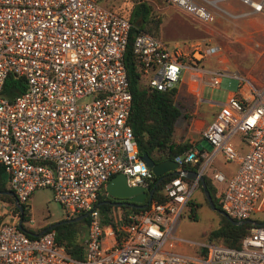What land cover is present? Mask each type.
<instances>
[{"label":"built area","instance_id":"2783aa9c","mask_svg":"<svg viewBox=\"0 0 264 264\" xmlns=\"http://www.w3.org/2000/svg\"><path fill=\"white\" fill-rule=\"evenodd\" d=\"M165 1L199 20L213 18L192 0ZM243 1L258 11L263 0ZM130 27L100 0H0V164L14 201L0 200V264H264V222L251 224L236 246L174 235L198 187L197 175H168L162 201L126 213V224L112 213L114 225L102 226L95 201L105 182L121 172L128 184L148 189L153 175L138 154L128 121L131 92L123 54ZM218 50L216 44L197 42L184 51L147 31L132 34L140 81L150 89L175 86L183 70L201 85L216 86L221 76L237 80V92L226 96L199 130L211 149L191 145L173 159L178 168L198 161L197 174L222 183L215 192L220 208L244 219L264 189V81L254 84L236 70L201 62ZM8 73L24 82L10 98L2 94ZM236 134L239 141L233 142ZM217 154L235 162L231 174L217 168L207 172ZM42 187L66 218L86 212L80 257L56 243L51 228L30 234L17 226L20 220L33 227L21 204ZM174 240L197 248L182 252Z\"/></svg>","mask_w":264,"mask_h":264},{"label":"trees","instance_id":"16d2710c","mask_svg":"<svg viewBox=\"0 0 264 264\" xmlns=\"http://www.w3.org/2000/svg\"><path fill=\"white\" fill-rule=\"evenodd\" d=\"M127 1L129 5L127 7H121V9L116 12L125 17L131 24L128 42L123 54V63L131 92V106L128 121L136 141L139 155L145 153L154 162L164 159H173L175 155L181 154L186 148L193 144L186 139L180 141H175L173 139L175 123L180 116L185 115V111L180 109L175 100L176 86L164 90L150 89L144 86L140 81L136 60L131 52L132 34L136 31H147L151 34L157 33L160 18L156 17L155 20L150 19V5L145 0ZM149 22H153L154 25L151 27ZM143 24L147 25L148 28L144 29ZM23 88L24 82L22 78L13 73H8L2 86V94L10 98ZM198 163V161L195 163H182L180 167L186 170H194L198 166ZM4 173L5 171L0 164V190L7 189ZM168 177L169 176H165L156 183L151 199L147 205L162 201L163 194L161 189L164 181ZM203 177L205 188L210 194L213 204L217 208H220L217 196L215 195L216 188L214 184L206 175ZM156 180L157 176L152 175L151 180L148 182V187L150 188ZM198 187L202 191L200 183ZM203 197L206 201L204 194ZM0 200L9 203L14 202L11 195L4 193H0ZM115 203L116 202L112 201L106 194L97 193L95 204L99 208L102 226L107 224L114 225L110 214L114 206H119L122 209L121 212L117 214L116 220L117 222L121 221L123 224H126L128 221L126 213H135L142 209V207L130 205L125 202L124 199L118 204ZM21 206L23 212H25V205L22 203ZM214 211L219 217V224L210 229L207 236L213 241L222 242L228 246H236L239 239L248 232L251 223L244 222L233 224L218 211ZM45 227L47 226H42L40 229ZM51 229L54 231L55 242L62 245L68 254L74 257H80L82 255V239L86 229V217H82L75 221L60 222L51 227Z\"/></svg>","mask_w":264,"mask_h":264},{"label":"rangeland","instance_id":"374dc122","mask_svg":"<svg viewBox=\"0 0 264 264\" xmlns=\"http://www.w3.org/2000/svg\"><path fill=\"white\" fill-rule=\"evenodd\" d=\"M149 1L150 5V15L151 20H155L156 17L160 18V22L162 23V27L160 26V38L164 41L167 40L169 44H183L180 40H185L184 44L189 45V39H182L180 35L174 34V28L177 27L178 30H182L181 26L178 23H175L173 20L165 15H161V5L163 4V0H154ZM165 1V0H164ZM109 3L116 4V6L121 9V7H127L129 2L127 0H109ZM158 24V26H159ZM151 27L154 25L153 22H149ZM172 28H170V26ZM175 26V27H174ZM143 28L147 29V25L143 24ZM154 28V27H153ZM158 28V27H157ZM172 29V30H171ZM166 31V33H165ZM154 36L158 37L157 33H153ZM174 41H176L174 43ZM172 42V43H171ZM193 42V41H192ZM203 43V42H200ZM256 40H251L248 44L256 49L259 47L256 44ZM191 45V44H190ZM171 46V45H170ZM230 50V58L232 57L231 63L233 65L232 68H235L236 71L241 74H246L247 76L252 78V75L257 77V83L261 82L264 79V53L258 54L254 56L252 52H242L243 56H238V54L234 53L233 50L238 52L240 51L241 44L238 42L231 43ZM235 56V57H234ZM234 70V69H229ZM238 72V73H239ZM248 73V74H247ZM250 74V75H249ZM228 80V82L226 81ZM237 80L232 77L221 76L220 82L216 86H210L204 84L202 86L201 97L208 98L211 97L213 99L223 100L224 99V90L222 89H236ZM194 84L190 82L188 85L187 94L189 95L188 100H182L178 98L176 100L177 105L180 107L182 111H185L184 116H180L175 123L174 126V134L173 139L175 141H180L186 139L188 141L196 142L198 147H204L207 151L211 149L210 144L202 137H200L199 132H195L191 135V137H182L185 131L188 128V121L190 116L192 115V108L195 105V88L191 87ZM177 86V85H176ZM198 105V104H196ZM200 111H208V107H206V102L201 101L199 103ZM191 138V139H189ZM232 141H239V134L233 136ZM234 162L226 161L220 154H217L213 160V162L209 165L208 171L212 168H219L221 170H227L234 168ZM5 181H6V172L4 173ZM215 187L217 191L222 189L221 182H215ZM100 193L105 194L104 189L102 188ZM258 204H256V210L253 209L251 216L249 217L255 223L264 221V189L257 200ZM26 211L32 219V226H49L52 223H56L64 220L66 218L65 211L61 207V205L56 202L51 195V192L48 188H35L29 195L27 201L25 202ZM99 210V208H98ZM121 208L119 206H114L112 211L115 213H120ZM25 227H27L26 222H22ZM58 224V223H57ZM219 224V217L217 213L209 207L203 197V192L199 187H195L191 196L189 197L187 203L183 207L179 221L174 231V235L178 238L187 239L192 242H198L205 240L207 238L208 231ZM85 235V234H84ZM209 238V237H208ZM174 247L177 250L182 252H195L197 245L188 244L186 242H177L174 240Z\"/></svg>","mask_w":264,"mask_h":264},{"label":"crops","instance_id":"0c3cea01","mask_svg":"<svg viewBox=\"0 0 264 264\" xmlns=\"http://www.w3.org/2000/svg\"><path fill=\"white\" fill-rule=\"evenodd\" d=\"M145 1L149 3V1L147 0ZM150 1H154V0H150ZM192 1L208 9L210 13L213 15V18L209 21L199 20L195 18L193 15H191L188 11L183 9L182 7L177 6L175 3L164 0H163V4L161 5V15L163 14L165 15V13H167V16H169L171 20H173L175 23H178L181 26L182 30H178L177 27L174 26L175 27L174 34L179 33L178 35H180L182 39H189L188 41H190L191 45L197 42L218 45L219 50L215 54L204 57L202 59L201 62L205 66L211 68H226V69L236 70L235 68H232L234 64L232 65L231 63L232 57L230 58V50H231L230 45L231 43L234 42H238L239 44H241L240 51L239 49L238 52L236 50H233V52L235 54L237 53L238 56H243L244 54H242V52L244 53L252 52L254 56L264 53V0L262 1L261 9L258 11H253L250 5L244 2L243 0H192ZM100 3L104 6L111 7L117 12L119 10L116 4L113 5L109 3V0H100ZM162 23L163 22L161 21V23L158 26V35H157L158 38L161 41L165 42L167 45H174V44H169L167 43V40L164 41L162 38H160L161 36L160 26L161 27L163 26ZM169 26L170 28H172L171 25ZM251 40H256L257 42L256 44H258L259 47L256 49L252 48L248 44V42H250ZM180 41L183 42V44H179V45L182 47L184 51L190 48V44L189 45L184 44L185 40H180ZM175 42L176 41H174V43ZM242 75L245 76L248 80H250L254 84H260L264 81L263 79L261 82L257 83L258 82L257 77L252 75L251 78L246 74H242ZM220 80L221 77L219 79V82ZM226 81L228 82V80ZM190 82L194 84L191 87L195 88V94H194L195 105L192 108V115L190 116L188 121V128L182 137H188V136L191 137L193 133L199 132V130L212 119L214 113L218 108L219 103L223 101L226 98V96H228L229 94L237 92V85H236L235 90L222 89L224 90V95H225L223 100L213 99L211 97L203 98L201 97V91H202V86L204 84L202 85L199 84L196 80L195 75L191 71L183 70L179 80L176 83L177 86L175 85L176 86L175 100H177L178 98L184 101L188 100L189 95L187 94V89H188L187 87L188 85H190ZM201 101L206 102V107H208L207 112L205 111L202 112L199 110V103ZM192 145L198 147L196 142H193ZM198 148L205 149L202 146ZM234 168L227 169L224 171L222 170V171L226 175H229L232 173ZM256 204H258V202H256ZM255 210H256V205H255ZM112 213L114 214L115 217L117 216V213L111 210L110 214ZM251 213L249 217L251 216ZM76 215L78 214H75L71 217H75ZM40 227L42 226H33L30 228L26 227V229L32 233H37L40 230L44 229V228L40 229Z\"/></svg>","mask_w":264,"mask_h":264},{"label":"water","instance_id":"95a60500","mask_svg":"<svg viewBox=\"0 0 264 264\" xmlns=\"http://www.w3.org/2000/svg\"><path fill=\"white\" fill-rule=\"evenodd\" d=\"M140 157L143 159L144 163L150 168V171L153 175L157 176L156 182L148 189H146L142 184H128L126 181L125 174L121 172H117L114 175H112L104 184L103 188L105 190V194L109 198H122L125 202L129 203L130 205H133L135 207H142L146 205L150 199L151 195L153 193L154 187L156 183L163 177L168 176L170 174H178L181 173L185 177L191 178L197 175V178L199 180L200 186L202 188L203 194L206 198V201L209 205V207L213 210L218 211L220 214H222L225 218H227L231 223L233 224H240L244 222H249L251 224H255L253 220L250 218H244V219H234L228 216L221 208H217L211 199L210 194L208 193L207 189L205 188L204 183V177L201 174H197L195 170H186L182 168H178L177 162L174 159H164L158 162H154L147 154L143 153L140 155ZM0 193L9 194L12 195V192L10 190H0ZM121 201H117L116 203H120ZM15 205L19 208L20 205L18 202H15ZM86 212H82L75 217L64 219L63 221H73L78 220L84 217ZM59 222L52 223L46 228H51L54 225H56ZM17 226L22 229L23 231L30 233V234H39L41 231L45 230L46 228L40 230L37 233H32L26 228H24L20 220L17 222Z\"/></svg>","mask_w":264,"mask_h":264},{"label":"flooded vegetation","instance_id":"af4514ba","mask_svg":"<svg viewBox=\"0 0 264 264\" xmlns=\"http://www.w3.org/2000/svg\"><path fill=\"white\" fill-rule=\"evenodd\" d=\"M110 199H111L112 201H115V202L123 200L122 198H110Z\"/></svg>","mask_w":264,"mask_h":264}]
</instances>
